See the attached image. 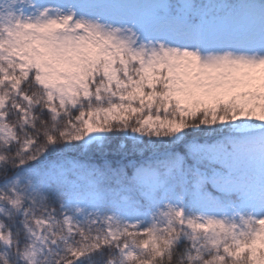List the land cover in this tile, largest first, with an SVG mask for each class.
<instances>
[{"label": "snow or ice", "instance_id": "obj_1", "mask_svg": "<svg viewBox=\"0 0 264 264\" xmlns=\"http://www.w3.org/2000/svg\"><path fill=\"white\" fill-rule=\"evenodd\" d=\"M0 264H264V0H0Z\"/></svg>", "mask_w": 264, "mask_h": 264}]
</instances>
